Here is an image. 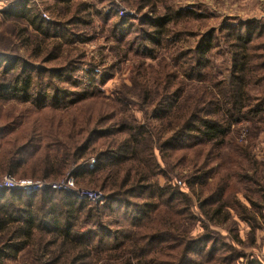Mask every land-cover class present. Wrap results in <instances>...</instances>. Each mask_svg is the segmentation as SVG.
Returning a JSON list of instances; mask_svg holds the SVG:
<instances>
[{
	"label": "trees",
	"instance_id": "16d2710c",
	"mask_svg": "<svg viewBox=\"0 0 264 264\" xmlns=\"http://www.w3.org/2000/svg\"><path fill=\"white\" fill-rule=\"evenodd\" d=\"M99 1L102 4L106 0ZM120 1L139 12L148 9L151 16L140 14L137 21L141 25H149L151 32L145 33V40L156 48L177 42L183 33L178 27L181 22L202 17L191 10L172 8H165L166 14L161 15L157 6L162 5L164 0ZM27 6L15 5L1 14L14 15L16 20L25 25H19L21 29L15 37L21 46L27 48L31 59L40 64L35 66L27 60L2 55L1 46L5 37L0 34V68L4 66V75L12 73L10 75L13 76L8 82L4 78L0 79V102L17 100L36 107L39 102L47 100L53 106L63 108L90 97L89 89L79 95L60 86H51L52 95L47 96L49 85L40 79L48 74L53 79L50 82L70 81L78 87L72 75L79 68L73 67L77 63L86 62L89 65L86 83L89 88L92 87L91 77L98 76L94 71L99 64L92 59L87 60L73 45L89 40L88 29H91L93 18L98 15L102 21V31L107 34L105 38H113L116 43L124 45L125 36L122 32L128 29L129 18L113 11L101 14L86 0H37L36 5L32 2L31 7ZM40 6L43 12L52 16L50 21L42 17ZM227 30L224 28L223 32ZM229 37L233 39L229 43L233 52V68L227 81L228 89L223 82L211 84L212 88L192 84L189 86L196 87H192L185 96L188 85L185 80L200 83L209 67L208 54L214 41V34L210 32L198 41L195 50L189 52L188 58L194 60L192 66L184 65L190 61L185 58V52L176 51L170 55L178 73L186 77L184 80L172 71V67L163 63L153 75L154 90L157 93H152L147 85L148 78L140 73L142 79L138 82L139 89L134 93L137 100L134 95L126 93L113 98L122 108V115L118 116L111 111L115 121L106 129L94 130L103 122V117H100L94 120L91 130L86 132L87 126L84 125L79 133L70 134L66 141L38 129L23 138V142L18 139L4 140L5 147L0 153V179L10 175L32 180H61L72 168L77 186L92 187L104 192V207L108 212L119 215L124 208L127 209L121 215L129 220L134 232L124 230L122 225H116L115 222L112 224L102 207L77 200L72 194L63 191L46 189L26 195L0 189V264L15 260L22 252H27L31 264H169L157 258L160 256L158 251L168 245H174L175 249H179V245L183 246L179 255L172 253L170 256L176 264H214L219 260L226 264H239L240 259H246L245 254L221 244L222 237L208 226L219 227L231 221V212L226 209L228 205L225 199L231 193L232 178L251 183L261 178L254 177L258 168L248 159L250 168L241 170L242 175L239 169L237 177L228 178V169L231 172L233 166L243 168L237 159L228 169L225 165L223 169L214 166L212 152L215 147L221 149L226 144L231 126L241 122L245 113L251 117L264 114V97L257 100L256 104L249 102L252 83H264V63L252 64L253 58L249 54L253 41L251 35ZM9 38L12 44L11 35ZM140 50L142 55L151 58L156 54L154 48L145 45L139 47ZM127 53V50L116 52L115 56L126 59ZM50 62L62 66L51 69L41 66ZM99 75L100 80H103L104 76ZM73 95L77 96L74 100L71 98ZM143 104L148 105L153 125L138 123L130 111L131 107ZM6 132L0 128V136L4 137ZM83 133H86L85 138ZM106 137H117L103 144L110 151L109 158H103L108 161L104 162L97 154V164H94L93 169H88L84 161L94 155L93 149L89 147L95 138ZM45 139L53 143L42 146ZM188 148L201 149L193 150L184 161L187 157L179 153ZM155 150H158L166 166L179 164L192 169L193 174L187 187L196 198L205 219L201 220L205 233L196 240L188 239L189 230L186 225L187 222L195 221L190 213L191 200L177 188L159 186L156 176L160 173L166 176V173L160 167ZM236 150L239 155L250 158L248 148L236 147ZM257 186L261 199L254 201L246 197L250 209L236 203L238 210H235L237 217L250 228L252 245L256 230L264 227V181H259ZM125 193L138 198L139 202H126L128 198H124ZM123 200L125 203L109 207L113 202ZM113 207L118 209L117 212ZM83 218L94 227L79 233L77 230ZM104 222H107V227L103 226ZM111 227H116V230ZM228 231L233 234L231 237L235 243L242 244L237 230ZM102 232L105 233L98 236ZM106 238L111 241H104ZM224 248L228 251L227 255L215 258ZM161 253L166 254L163 251ZM192 254L195 256L191 257ZM246 264L260 263L247 260Z\"/></svg>",
	"mask_w": 264,
	"mask_h": 264
},
{
	"label": "rangeland",
	"instance_id": "374dc122",
	"mask_svg": "<svg viewBox=\"0 0 264 264\" xmlns=\"http://www.w3.org/2000/svg\"><path fill=\"white\" fill-rule=\"evenodd\" d=\"M86 1L90 4H93L95 10H99L101 14L109 13L111 11L119 13L121 9L125 11L122 17L127 16L129 18V23L127 25L128 29L126 32H122L125 36H123L125 38L123 40L124 45L116 43L113 38L110 40L106 39L105 36L107 34L106 32L102 31V21L100 16L98 15L94 17L92 27L91 29H88V35L90 36L89 40L85 43H75L73 45V47L75 46L78 48L79 52L85 55L87 60L92 59L96 61L97 64H99L97 69L94 71V74H98V76L91 77L93 78L92 87L89 88L86 83V72L89 68V65L86 62L77 63V65H74L73 67V69L76 67L79 68L74 73V75H72L73 80L77 82L78 87L72 85L70 81L63 83H56V81L50 82V80L53 79L51 76L48 77V74L44 75L40 79L42 83L49 85L47 96L52 95L53 88H51V86H60V88H65L79 95H83L85 92H87V89H89L90 91L88 92L91 93L90 97L72 105L64 106L63 108L55 107L47 100L43 103L39 102L36 107L30 103H21L17 100L0 102V128L7 130V134H5L4 137L0 136V138H2L0 139V153L5 147L6 141L4 140L18 139L20 142H23V138L28 137L30 133L36 131L37 129L46 134H52L54 137L60 136V138L64 141H66L70 134L74 135L75 133H79V130L82 129L84 125L87 126L86 132H88L93 128L94 120L100 117H103L101 120L103 122L97 125L94 130H104V128L106 129V126H110V124L115 121V119H113L112 115L110 114L111 111L117 113L118 116L122 115V108L116 101L112 99L117 98L118 96H123L125 93L126 95H134L137 89H139L138 82L142 79L139 77L140 73L145 74L148 78L149 83H147V85L152 90V93H157V91L154 90L155 82L153 80V75L157 70H159V68H161L163 63H166L169 68L172 67V71L177 73L178 76L184 80L186 77L183 76L182 73H178V68L173 66L170 55L173 53L175 54L176 51L185 52V58L187 59L190 56L189 52L195 50L198 41H200V39L206 33L211 32L214 34L213 48L210 51V54H208L209 67H206L207 69L205 68L206 71L204 72V79L200 83L195 82L194 80V82H189L187 79L185 80V82L188 84L185 90V96L189 94L192 87H196L189 86L192 84L212 88L213 84L217 82H223L224 86L228 89L227 81L229 80V74L233 68V52L229 47V43L231 40H233L231 39L232 37H229L231 35H251L253 41L249 48V54L253 58L252 64L255 66L264 63V0H164L162 5L158 4L157 6V11L161 15L166 14L165 8H172L175 10H191L202 17L199 19H191L186 22H181L178 27L183 33L178 38L177 42H169L158 48L153 47V45L149 44L150 41L145 40V33L151 32L149 25H141V23L137 21L140 14H148V16H151V13L147 8L139 12L129 8L120 0H106L105 3L102 4L99 0ZM5 5L7 4H3L0 1V16L1 12L10 6ZM39 11L46 21L51 20L52 16L45 11L43 12L41 6ZM119 16L121 15L119 14ZM19 25L22 26L24 24H22V22L19 20H13L12 22H9L8 25H0V34L5 37L3 40L4 44L1 46L3 48L1 54L27 60L35 66H38L40 62L31 59L27 48L21 46L18 41L19 39L15 37L16 33H18V30L21 29ZM224 28H228V30L223 32ZM5 32H8L9 34L4 35ZM10 35L12 44L10 43ZM144 45L148 46V48H154L156 54L153 58L142 55V50H140V52L138 51L139 47ZM126 50L128 52L126 59L115 56L116 52L123 53ZM59 64L60 63L50 62L41 66L51 69V67H61L62 65ZM193 64L194 60L192 61V59H190L189 62L184 63V65L187 67H190ZM3 67L1 66L0 68V79L4 78V81L8 82L13 78V76L10 75L12 73L4 75L2 73ZM138 67L141 68L138 69ZM99 74L104 76L103 80H100ZM76 97V95L71 96L73 100ZM262 97H264V83L260 84L257 81L252 83L249 93L250 104H256L257 100ZM134 99L137 100V96L134 95ZM108 107H110V109H108ZM130 111L138 123L145 126L154 124L153 116L151 113H149L147 104L140 106L135 105L131 107ZM249 115L250 114L245 113L244 118L241 119V122L231 126V133L226 138V144L221 149H217L215 147L212 152V156L215 159L214 166L218 165L219 168L222 169L223 165H225L228 169L229 166L236 161V159L238 160L237 162H239L243 168L233 166L231 172L228 169V178L237 177L239 175V169L240 175H242L241 170L249 169L250 165L247 159L254 163L255 168H258L254 177L261 176V178L260 180H255L253 183L244 180L239 181L238 179L232 178V184H230L231 193L229 194V197L227 196V199H225V203L228 205L226 209L231 212L232 219L231 221H228L226 224H223L219 227H213L209 224L208 226L211 230L217 234L219 233V235L222 237L220 240L221 244L226 247L230 246L231 248L246 255V259H240L239 264H246L247 260H255L260 264H264V227L256 230L255 242L252 245L251 238L249 236V226L244 221L240 220L235 213V210H238L236 203L244 204L248 210L250 209V205L246 197H251L254 201L261 199V195L257 190V184L259 181H264V123L262 120L264 119V114H261L257 117H251ZM11 131L12 133H9ZM82 136L85 138L86 133H83ZM118 136L124 137L125 135ZM115 138L117 137H106L104 139L95 138L94 142L89 147L90 149H93L92 153L94 155L84 161L88 169H93L94 164H97V154H99L102 159L107 157L109 158L110 151L107 146H104L103 144H106ZM46 143L53 142L45 139L42 146H44ZM236 147L248 148V154L250 158H245L243 155H239V151L236 150ZM200 149L201 148H188L187 151L179 154H184L185 157H187L184 159V161H186V159H188V155L193 150L197 151ZM155 153L160 167L163 169V172L166 173V176L163 173H160L156 176V181L159 186L168 185L173 188H177L180 193L186 194L191 200L190 213L195 221L193 223L187 222L186 225L187 229L189 230L188 239L196 240L200 238L199 236L205 233L201 223V220L205 221V219L199 210L196 198L192 195L187 187V182L193 174L192 169L185 166H180L179 164L175 166H173V164L166 166L161 160L158 150H155ZM106 161L108 160H104V162ZM72 174L71 168L65 174V176H72ZM3 177L0 179V181L3 179ZM15 179L22 180L29 178ZM61 180H53V182H60ZM74 183V188H76V190L72 193H66L72 194L77 200L88 201L87 199L82 198L76 191L93 190L100 192L102 197H100L98 201L88 202L92 205H95L96 207H102L103 210H105V214H107V219L113 222L112 224L115 222L116 225H122L124 230L134 232V230L129 225V220L121 215L122 213L126 212V208H124L123 211L119 213V215H113L110 213V211L108 212L107 209H105L106 207H104L106 199L103 191L92 187L77 186L75 179ZM18 192L22 191L18 190ZM32 193L35 192L24 194L29 195ZM123 196L124 198H128L126 199V202H139L138 198L130 197L131 195H129V193H125ZM122 203H125V200L122 202L115 201L110 204L109 207L118 206ZM113 208L117 212L118 209L116 207ZM108 214L111 216H108ZM82 220L77 232H85L91 230L94 227L92 223L84 221V218ZM260 225L263 226V223H260ZM103 226L107 227V222H104ZM119 228L121 229L122 227ZM111 229L116 230V227H111ZM229 229H235V231L237 230L238 237L242 244H237L233 241L231 237L233 234L228 231ZM135 232L140 235L138 231ZM104 233L105 232H102L98 236H101ZM104 241L111 240L106 238ZM168 246L169 247L160 249L161 252L163 251L166 253L165 255L158 251L160 256L157 258L159 261L167 262L169 264H176V262L173 263L170 256H172V253L179 255L180 251L182 250L180 248H183V246L179 245V249H175L174 245ZM227 252L228 251L226 248H224L216 255L215 258H222L227 255ZM155 254L156 256L158 255L157 252ZM194 256L195 255L192 254L191 257ZM194 261L198 262L196 258H194ZM6 264L31 263L27 252H22L15 260H9L6 262ZM214 264L226 263L219 260Z\"/></svg>",
	"mask_w": 264,
	"mask_h": 264
},
{
	"label": "built area",
	"instance_id": "2783aa9c",
	"mask_svg": "<svg viewBox=\"0 0 264 264\" xmlns=\"http://www.w3.org/2000/svg\"><path fill=\"white\" fill-rule=\"evenodd\" d=\"M124 10L121 9L119 14L121 16L124 15ZM45 16V15H44ZM74 178L70 175L65 176L60 182H53L48 180H30V179H22L17 180L10 175H6L0 181V188L22 191L24 193L38 192L46 189L55 190V191H63L72 193L76 190L74 185ZM82 198L87 199L88 201L96 202L100 197H102L100 192H96L93 190H85V191H76ZM75 192V193H76Z\"/></svg>",
	"mask_w": 264,
	"mask_h": 264
},
{
	"label": "crops",
	"instance_id": "0c3cea01",
	"mask_svg": "<svg viewBox=\"0 0 264 264\" xmlns=\"http://www.w3.org/2000/svg\"><path fill=\"white\" fill-rule=\"evenodd\" d=\"M3 4H7V5H10L8 8L4 9L2 12L8 10L10 7H13V6H22L24 4L29 5L27 7H31V4L32 2L36 5L37 1L36 0H0ZM5 5V6H7ZM26 7V8H27ZM23 9V8H21ZM20 9V10H21ZM19 11H17L16 13L18 14ZM2 20V21H1ZM13 20H16V16L14 15H3L1 14L0 16V25H8L9 22H12ZM9 33L8 32H5L4 35H8Z\"/></svg>",
	"mask_w": 264,
	"mask_h": 264
}]
</instances>
